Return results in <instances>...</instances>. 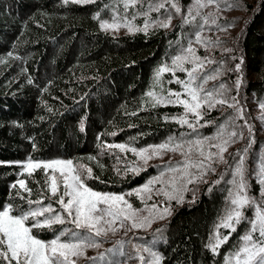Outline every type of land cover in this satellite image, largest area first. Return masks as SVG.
<instances>
[{
  "label": "trees",
  "instance_id": "trees-1",
  "mask_svg": "<svg viewBox=\"0 0 264 264\" xmlns=\"http://www.w3.org/2000/svg\"><path fill=\"white\" fill-rule=\"evenodd\" d=\"M111 5L112 0H0V210L11 207L13 215H21L58 205V197L50 195L48 173L39 168L29 174L23 167L26 161L51 157L71 160L92 190L124 194L154 170L148 166L132 171L133 155L108 146L141 148L184 129L170 119L182 114L180 105L153 106L147 95L158 87V66L177 46L178 30L111 35L93 19L97 13L105 18ZM245 13L238 40L248 78L244 94L260 97L264 0L248 6ZM159 82L166 89L178 87L170 74H162ZM205 117L222 116L212 111ZM20 180L28 191L20 188ZM205 188L191 203L174 207L164 222L160 264H211L233 247L227 242L218 254L208 247L226 198L223 189ZM60 227L33 228L32 234L47 241ZM0 264L7 262L0 258Z\"/></svg>",
  "mask_w": 264,
  "mask_h": 264
},
{
  "label": "rangeland",
  "instance_id": "rangeland-1",
  "mask_svg": "<svg viewBox=\"0 0 264 264\" xmlns=\"http://www.w3.org/2000/svg\"><path fill=\"white\" fill-rule=\"evenodd\" d=\"M256 2L257 0H217L216 4L200 9V14L197 15L195 10L191 13L189 12L190 8L194 9V0H137L134 6H129L127 8H125V0H112L110 10L105 15V18H102L101 20H106L111 23L113 16H116L118 17L121 25H123L124 20L127 19L134 27L140 29L144 28L147 21L149 23L147 32L155 29H177L178 34H180L177 46L175 45L176 47L171 50L168 58L158 66V69L165 66L169 69V71L162 74H170L173 84L178 85V87L175 89H166V87H164L158 80V87L152 89L151 92H154L157 96L165 97H167V93L169 91L184 93L182 84L176 83V81L179 80L187 82L190 79L188 73L191 72L193 68H196L197 62L194 61L192 56L186 52V49L190 46L189 42L191 41V47L194 49L195 55L200 58L199 62H202L203 65L202 67L197 68L194 73L196 81L193 86L202 83L205 76L214 75L216 76V79L208 80L204 84V88L206 91H212L216 99H225L227 103L223 105L217 104L211 109L205 106L202 109L203 119L198 122L191 114H188L186 118L193 124V127L191 128L187 124H181L178 122L179 118L184 116V109L181 106L182 114L170 119L182 125L184 129L177 134H167L154 144L136 148L125 143H116L124 144L130 148H136L139 150L142 148H149V146L165 143L171 139L173 145L181 144L183 147L177 151H164L161 155L153 156L147 161V163L138 158L133 152L125 151L133 155L135 161L132 165L133 169L139 171L140 169L150 166L154 172L148 175L141 185L124 194L117 195L124 196L128 203L132 205V208L138 210V221L143 217H149L151 219V224L143 228L132 229L130 227V223L127 221H125V226L123 228H120L119 222H117L115 226L118 230L115 233L109 232L104 237L96 238L100 242V247L85 249V255L79 258L77 264H149V262L154 261L155 257L149 252H144L143 249L145 247L149 248L151 253H155L159 256L161 263V254L158 247L162 240L161 235L164 232V222L171 216L174 207L180 206L184 202L187 204L191 203L203 187H206L205 190L208 191L213 187L223 189L225 191L226 198L225 205L223 206L224 208L219 213L220 215L218 221L215 223L210 234L208 247L212 252L210 246L215 243L216 233L219 232L222 236L229 233L228 229H218L216 226L220 224L221 218L226 214V209L230 207L228 199L229 190H234V185L231 181L239 179V177H234L233 173L240 157L244 156L245 159L243 168L244 181L247 185L246 194L250 198L254 199L256 204L242 210L246 219L243 220L240 225H237V231L235 233H231L228 240V245H233V247L226 250L223 255L220 254L221 256L219 255V260L211 264H224L225 257L230 256L232 252L235 251L242 243L239 237L250 229L251 225L249 224V221L255 217L256 206H263L264 203V197H261L260 195L261 191L264 190V184L259 182L261 178L259 175V169L261 165H264V120L260 119L262 115L260 104L264 103V93L260 97H257L254 94H244L243 87L248 78L245 80V75L242 70L243 63L241 64V60L243 61V58L240 54L238 41L240 38V29L242 28V24L246 18L245 11L248 6L255 5ZM160 3H164L163 8L159 9V11L151 10L155 5ZM172 3H176L181 9L179 13H177L171 6ZM169 16L171 17V21L168 28L159 27L157 25L156 22L167 20ZM204 17H208V24L204 23ZM186 18L190 21L189 23L184 22ZM212 19L216 20V24L211 23ZM102 31L111 35L134 34L137 32L147 33L145 31L129 32L124 26H121L115 31ZM197 32L200 33L204 41H212L214 43L211 46L196 43ZM217 41L218 43H215ZM226 49H229L230 51H225ZM181 55L187 56L188 59L181 64L180 68H178L175 66L173 61L176 56ZM209 61H211V63ZM237 64H241L240 71H236ZM181 68L183 70H181ZM176 72H179V76L175 75ZM238 79L241 81L239 89L236 87V81ZM220 85H224V88L221 89ZM217 93H223V95H217ZM201 95L203 96L204 93H201ZM232 97H235L236 101H238L237 107L242 110L243 119L238 117L236 107L228 106V104L234 103ZM212 111L214 114L218 113L222 117L219 120L206 119L205 115ZM222 126L223 134L218 135L221 133ZM249 126L252 129L251 133L248 131ZM233 131H235L237 135L231 138L227 145V150L223 153L224 162H221L216 156H213L210 161H205V165L210 164L211 168L205 169L206 175L202 180L186 184L187 190L182 192V202L178 203L175 199L170 200L165 197L164 192H173V182H175L176 188H180L181 184L186 183V180L189 177L183 175L185 170L188 173L199 175L200 169L194 167H188L185 169L186 161L195 162L202 160L203 157L200 155V151H203L205 156L210 153H216L218 149L212 147V145L220 144L223 140L229 139L228 134ZM197 140L203 142L199 150L195 144ZM189 147H191V151H189ZM245 149H247V151H245ZM52 160L68 159L62 157H51L46 161L32 162L47 163ZM28 162L29 161H26L23 164ZM172 169H176V171H172ZM24 171L28 172L25 169ZM45 171L48 173L49 183L50 176H54L56 178L59 185V191L56 196L59 199L60 195L64 192L63 180L60 176V172L59 170L53 172L52 169ZM153 180L156 182L150 185V192H142L140 196L135 194V190L142 189L144 185ZM254 188L257 190L256 193L251 191L254 190ZM129 193H131V195H129ZM50 195L53 196L51 192ZM149 196L151 197L150 199ZM129 197L135 198L136 201L139 202V205L135 207L129 200ZM64 199L65 202H67L68 197H65ZM153 205L156 206L155 209H153ZM48 206L51 205L40 206L32 210H38ZM51 207L54 210L53 213H46L44 216L36 218L30 217L29 221L33 223L36 220L43 221L51 215L58 213L65 217V223L55 224L61 226V230L57 235L61 232L66 233L64 236H61V240L67 241L71 239L72 232H76L80 235L87 234L82 229H76L75 225L69 222L67 214L64 212L59 203L57 206ZM166 207L170 209L171 214L165 216L163 219L158 218V212H162ZM27 221H25V224L30 227L31 225L27 223ZM237 232L238 237L236 238L234 235ZM56 236L53 239H55ZM253 236L258 238V233H253ZM51 240L52 239L47 241ZM220 248L214 254H218L221 250ZM140 256L144 257L143 261L139 258Z\"/></svg>",
  "mask_w": 264,
  "mask_h": 264
},
{
  "label": "snow or ice",
  "instance_id": "snow-or-ice-1",
  "mask_svg": "<svg viewBox=\"0 0 264 264\" xmlns=\"http://www.w3.org/2000/svg\"><path fill=\"white\" fill-rule=\"evenodd\" d=\"M68 3L69 0H64ZM73 3L80 4H90L95 3V0H71ZM137 0H125V8L129 6H134ZM217 0H194V9L190 8L189 12L193 10L199 15V10L209 5L216 4ZM177 13L181 9L176 3L171 5ZM164 7V3L155 5L151 10L159 11V9ZM211 15V14H209ZM93 19L100 20V28L102 30H118L121 26L128 29L129 32L135 31H145L149 27V23L146 21L144 28H136L127 19L124 20L123 25L119 23V19L113 16L112 22L106 20H101L99 13L93 16ZM204 23L208 24V17H204ZM171 17L169 16L167 20L156 22L159 27L168 28L170 25ZM185 23L190 21L186 18ZM212 24H216V20H211ZM203 27V26H201ZM196 43L204 44L205 46H211L214 42L204 41L199 32L196 33ZM215 43H218L215 42ZM189 47L186 52L190 54L194 61L197 62L196 68H193L191 72L188 73L190 79L187 82H182L177 80L176 83H181L184 88V93L172 92L167 93L165 96H157L154 92H148L147 95L154 101L153 106L160 104H175L180 105L184 109V116H181L178 120L181 124H187L190 128L193 124L189 122L186 118L188 114H191L193 118L198 122L203 119L202 109L207 106L209 109L215 107L217 104H226L225 99H216L212 91H206L204 84L210 79H216V76L210 75L203 78V82L193 86L196 81V76L194 73L197 68L202 67V62H199V57L195 55L194 49L191 47V41L189 42ZM225 51H230L226 49ZM188 59L187 56H176L173 63L176 67L180 68L181 64ZM211 63V61H209ZM243 61L241 60V64ZM241 64L236 65V71H240ZM181 70H183L181 68ZM169 71L165 67H160L157 70L156 77L157 81L162 73ZM241 81L238 79L236 81V87L239 89ZM223 89L224 85H220ZM201 93H204L202 96ZM217 95H223V93H217ZM186 97V98H182ZM234 103L228 104L229 107H236L238 117L243 119L242 110L237 107L238 101L235 97H232ZM262 110L261 120H264V103L260 104ZM81 130H83V125H81ZM249 133L252 132L251 127H248ZM223 134V126L221 128V133ZM229 139L223 140L220 144L212 145L218 149L216 153H210L207 156L204 155L203 151H200V155L203 157L202 160L195 162L186 161L185 169L188 167H194L200 169L199 175H194L188 173L186 170L183 173L184 176L189 177L186 183L181 184L180 188L175 187V182H173V192H164V195L168 199H175L177 202L183 201L182 192L187 190L186 184L194 183L203 179L206 175V168H211V165H205V161H210L213 156L219 158L221 162H224L223 153L227 150V145L232 137H235L237 133L235 131L228 134ZM202 141L197 140L195 142L197 149L199 150L202 146ZM108 147L118 148L121 151H131L138 158L142 159L145 163L153 156L161 155L164 151H177L183 147L181 144H174L171 139L165 143L159 145L149 146V148H142L137 150L136 148H130L124 144L109 145ZM189 147V151H191ZM247 151V149H245ZM244 156H241L236 169L233 173L234 177H239L238 180L234 179L231 181L234 185V190H229V202L230 207L226 209V214L221 218L220 224L216 227L228 229L229 233L227 235H221L219 232L215 235V243L210 247L213 253H216L221 245L226 244L229 240L231 233L237 231V225H240L243 220L246 219L244 212L242 211L246 207H251L256 204V201L250 198L246 194V183L244 181ZM24 169L31 174L35 169L43 168L45 170L52 169L53 172L59 170L60 176L63 180L64 192L60 195L58 203L63 208L64 212L67 214V219L70 223L75 225L76 229H82L87 234L80 235L76 232L71 233V239L64 241L61 240V236L66 233L61 232L56 236L55 239L51 241H43L38 239L32 234L33 228H51L55 224L65 223V217L61 214H54L50 217L44 219L43 221L36 220L30 227L26 226L25 221L29 218H36L44 216L46 213H53L51 206L43 207L38 210H32L29 212L22 213L21 215H13L11 207H4L0 210V258L6 261L7 264H77L80 257L85 255V249L87 248H99L100 242L96 238L104 237L109 232L115 233L118 229L115 226L119 222V227L123 228L125 226V221L130 223L132 229L143 228L151 224V219L149 217H143L139 221L137 220V211L132 208V205L122 195L112 194V193H101L98 191H93L84 182V178L78 171V168L73 165L71 160H52L47 163L32 162L23 165ZM84 168L83 165L79 166ZM136 171V169H132ZM176 171V169H172ZM88 178H91L92 170L90 168L86 169ZM260 183L264 184V165H261L259 169ZM49 190L53 196H56L59 191V185L54 176L49 177ZM155 180L149 181L148 184L144 185L142 189L135 190V194L140 196L142 192H150V185H152ZM19 186L21 189L28 191L25 182L20 180ZM15 187V185H13ZM131 195V193H129ZM261 197H264V190L260 193ZM65 197H68L67 202H65ZM151 197L149 196V199ZM32 203V201H29ZM36 203H40L37 201ZM155 209V205L152 206ZM170 209L164 208L162 212H158V218L163 219L165 216L170 215ZM251 225L250 229L246 231L243 235L239 237L242 243L232 252L230 256L225 257L224 264H264V206H256L255 217L249 221ZM253 233H258V238L253 236ZM144 252H149L155 257L154 261L149 262V264H160V257L155 253H151V250L147 247L143 249ZM123 254V253H122ZM142 261L143 256L139 257Z\"/></svg>",
  "mask_w": 264,
  "mask_h": 264
}]
</instances>
